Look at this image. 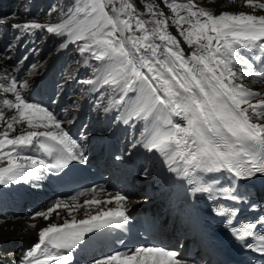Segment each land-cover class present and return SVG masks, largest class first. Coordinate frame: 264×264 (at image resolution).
<instances>
[{
  "label": "snow or ice",
  "instance_id": "snow-or-ice-1",
  "mask_svg": "<svg viewBox=\"0 0 264 264\" xmlns=\"http://www.w3.org/2000/svg\"><path fill=\"white\" fill-rule=\"evenodd\" d=\"M244 2L264 10V0ZM140 3L143 9L133 0H80L55 25L28 21L11 27L19 29L16 40L32 30L46 29L66 36L67 42L83 41L78 50L100 62L95 78L84 83H101L115 94L104 111L123 105L128 110L124 123L130 119L148 122L144 146L163 156L169 171L196 184L195 192L208 193L210 198L215 193V178L205 181L201 173L226 172L235 181L264 178V92L237 82L250 76L258 78L251 83L264 84V15H214L198 7L195 0H161L171 12L168 15L155 0ZM7 19L0 18V24ZM170 23L191 49L187 54L169 31ZM240 48L249 54L241 53ZM237 65L241 67L237 69ZM38 67L31 65L29 75L39 74L34 71ZM74 78L65 73L66 80ZM27 88V80L20 81L10 73L0 77V93L11 94L10 98L0 96V121L6 125L0 131V186L28 184L42 179L45 170L59 174L74 161L87 162L83 145L64 127L71 119L63 120L46 105L31 100L24 95ZM130 92L137 95L130 96ZM5 108L15 110L7 120ZM20 124L26 128L10 136ZM105 191L97 187L82 190L33 213V220H48L63 209L72 218L40 229L38 241L20 264H74L71 252L85 242L87 234L107 227L126 231L131 219L128 197L116 193L103 199ZM221 191L231 201L243 199L238 191L234 194V186ZM81 197H86L83 204ZM93 206L95 214L89 211ZM80 208L85 209L84 218L77 219L73 212ZM238 211L232 207L219 214L232 224ZM232 233L243 248H253L258 238L261 243L255 251L264 255V214L233 225ZM117 243L124 245L122 250L95 258L93 264H188L174 248L128 246L123 239Z\"/></svg>",
  "mask_w": 264,
  "mask_h": 264
},
{
  "label": "bare ground",
  "instance_id": "bare-ground-1",
  "mask_svg": "<svg viewBox=\"0 0 264 264\" xmlns=\"http://www.w3.org/2000/svg\"><path fill=\"white\" fill-rule=\"evenodd\" d=\"M133 2L143 9L140 0ZM79 3L80 0H0V18H8L0 24V77L5 73L15 76L28 61L32 65H39L34 70L39 74L29 75L28 70L21 77L20 81H28L24 95L28 96L33 89L38 88L43 97H48L45 102L47 107L57 116L60 115L61 119H71V123H66L64 127L83 145L87 156V162L83 165L90 164L101 146L108 144L112 138L119 142L123 151L128 146L127 153L109 167L105 178V181L114 184L116 191L113 193L109 188L105 189L101 198L106 199L108 194L120 193L128 197L126 207L129 214L147 206L156 211L164 231L167 232L163 235L169 243L179 244L177 250L182 254L180 242L197 218V207L201 199L194 191L197 185L190 184L181 174L169 171L165 158L158 152L147 150L144 144L149 131L148 122L130 119L128 123H124L128 118V110L123 105L104 111L115 94L111 88L101 83L96 86L84 83L89 78H95L96 66L100 62L89 59L87 53L82 54L78 50L83 41L67 42L66 36L48 33L46 29L32 30L19 40L15 39L19 29H13L12 24L36 21L42 25H55L64 18L66 11H71ZM195 3L214 15L224 12L264 15V10L253 9L244 0H195ZM169 31H176L171 23ZM175 36L181 41L186 54L190 52L191 49L183 42V38ZM239 50L245 55L249 54L247 49ZM25 51L27 60L23 59ZM236 67L238 69L241 66ZM65 73H71L75 78L66 80ZM257 79L245 76L242 81L237 82L252 90L264 92V84L251 83ZM53 93L56 94V101L51 103L50 96ZM129 95L137 94L130 92ZM0 96L10 98L11 94L0 93ZM14 114L15 110L4 109L5 120ZM174 119L184 123L178 117ZM5 127V123L0 121V131ZM15 127L16 131L10 132L12 137L19 134L21 128H26V125ZM87 130L89 134L85 135ZM199 175L202 176V173ZM50 186L46 170L43 178L38 181L0 186V264H20L21 257L38 241L40 229L51 223L62 225L65 219L71 220L72 217L63 209L57 210L59 216L54 212L48 220L42 217L31 219L33 213L47 209L57 200ZM85 199L86 197L81 198L79 202L83 204ZM113 206L107 205L109 208ZM22 209L24 210L20 212ZM84 211V208H80L73 215L82 219ZM89 211L95 214L97 208L93 206ZM33 224L35 228L31 227ZM178 228L184 231V235L179 236L180 242L175 240Z\"/></svg>",
  "mask_w": 264,
  "mask_h": 264
},
{
  "label": "rangeland",
  "instance_id": "rangeland-1",
  "mask_svg": "<svg viewBox=\"0 0 264 264\" xmlns=\"http://www.w3.org/2000/svg\"><path fill=\"white\" fill-rule=\"evenodd\" d=\"M133 1H136V0H133ZM155 2H156L157 4H161V1H159V0H155ZM160 6L162 7L163 11H164L166 14L168 13V15H171V12H170V10L166 7V5L161 4ZM171 33H172V32H171ZM172 34L180 36L179 33H178L177 31H174ZM180 37H181V36H180ZM181 38H182V37H181ZM144 198H145V197H144ZM23 210H24V209H22L20 212H22Z\"/></svg>",
  "mask_w": 264,
  "mask_h": 264
}]
</instances>
